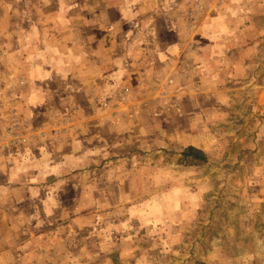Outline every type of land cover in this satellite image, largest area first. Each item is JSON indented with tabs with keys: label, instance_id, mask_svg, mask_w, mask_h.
Returning <instances> with one entry per match:
<instances>
[{
	"label": "rangeland",
	"instance_id": "rangeland-1",
	"mask_svg": "<svg viewBox=\"0 0 264 264\" xmlns=\"http://www.w3.org/2000/svg\"><path fill=\"white\" fill-rule=\"evenodd\" d=\"M35 3L0 0V21L6 27L4 34L0 31V54L15 48L18 56L31 58L37 51L49 50L52 65L58 56L51 41L29 45L27 50L26 44L10 45L5 37L11 35L10 15L14 19L16 7L25 10L19 14L25 19L26 6ZM256 17L250 29H242L246 40L255 42L248 45L241 39L240 47H250V60L245 61V54L233 67H225L235 71L222 78L224 91L220 86L222 92H213L215 83L211 90H203L199 75L193 77V86L173 84L174 92L168 76L148 78L158 81L152 86L139 85V78L130 77L131 85L118 86V80L112 91L97 98L98 111L112 115L111 125L97 126L91 133V155L84 157V165L81 156L80 163L67 160L69 167L81 168L63 178L83 186L81 204L77 205L75 198L80 196L74 189L56 195L62 198L60 210H65V219L58 223L68 236L60 242L64 252L58 255L65 256L66 263L264 264V12ZM48 31L52 30L44 33ZM1 62L0 92L20 79L29 82L23 69L13 76L9 58ZM185 72L178 73L176 80H187ZM61 80L54 84L58 90L49 91V98L42 99L44 92H29V88L10 94L13 100L35 95L37 105L30 108L29 116L40 125L45 111L49 117L66 102L76 108L82 96L62 90ZM10 94L5 92L6 100ZM47 101L49 106L43 111L41 103ZM108 105L113 108L106 110ZM15 108L0 110V133L4 131L1 117L13 120L17 112L30 121L26 110ZM22 129L25 125L19 128L24 134ZM80 141L87 149V139ZM189 147L202 151L205 162L183 156ZM26 148L17 147L11 153L22 155ZM74 153L80 155V151ZM73 244L81 245L79 253H74ZM53 253L32 256H43L47 264H54L57 256Z\"/></svg>",
	"mask_w": 264,
	"mask_h": 264
},
{
	"label": "crops",
	"instance_id": "crops-1",
	"mask_svg": "<svg viewBox=\"0 0 264 264\" xmlns=\"http://www.w3.org/2000/svg\"><path fill=\"white\" fill-rule=\"evenodd\" d=\"M28 1L36 3L26 6L25 19L19 15L25 11L22 7L12 9L15 16L12 19L10 15L11 35L5 36L6 39L10 45L26 44L27 50L29 45H48L51 41L58 57L50 65L49 50L37 51L38 59L35 54L31 58L18 56L15 48L0 54V62L11 60L13 76L18 69H23L29 78V82L20 79L1 87L4 91L0 92V110L13 105L15 109L26 110L30 119L26 121L14 112L13 120L19 127L25 125L22 131L27 143L23 146L6 145L3 132L0 133V264H47L43 256L35 258L32 254L52 251L57 256L54 264H68L65 256L58 255L64 252L60 242L68 236L64 225L58 223L65 219V210H60L62 198L56 195L68 188L74 189L80 196L75 198L77 205L81 204L83 186L76 181L66 183L63 178L81 168L76 164L69 167L67 160L80 163L81 156L83 163L84 157L91 155L89 149L97 126L111 125L112 115L108 116L105 110L98 111L97 98L112 91L118 80L121 81L118 86L131 85L130 77L139 78V85L152 86L158 81L155 84L148 78L168 76L172 84L170 91L174 92L175 84L189 82L193 86V77L199 75L203 90H211L215 83L218 89L213 92L224 91L222 78L235 71H226L225 67H233L245 54V61L250 60L247 54L250 47H240L241 39L244 37L248 45L255 42L246 40L242 29H250L259 11L264 12V5L261 6L264 0H201L200 10L191 9L190 0ZM23 21L24 30L18 32ZM0 23L4 34L5 24ZM46 30L52 33L45 34ZM183 62H189L184 65L187 67L182 66ZM183 71L188 81L179 82L176 77ZM60 80L62 90L82 96L76 108L66 102L49 117L45 111L40 125L32 123L29 116L30 108L37 105L35 95L13 100L10 94L29 88V92H44L42 99L49 98V91L58 90L54 84ZM24 82L27 84L22 88ZM5 92L10 94L7 100ZM48 101L41 103L43 111L48 108ZM112 108L108 105L106 110ZM1 119L3 130L9 120ZM77 131L79 136H73L68 142ZM81 138L87 139V149H83ZM17 147L27 148L22 155H12ZM75 151H80V155L76 156ZM73 214L76 219V212ZM49 237V241L54 238L57 241L48 243ZM72 237L75 242L76 231ZM73 248L74 253H79L81 245L73 244Z\"/></svg>",
	"mask_w": 264,
	"mask_h": 264
},
{
	"label": "built area",
	"instance_id": "built-area-1",
	"mask_svg": "<svg viewBox=\"0 0 264 264\" xmlns=\"http://www.w3.org/2000/svg\"><path fill=\"white\" fill-rule=\"evenodd\" d=\"M191 9H201V0H190ZM191 12L189 13V19L191 20ZM19 124L15 120H9V125L3 131V139H5L6 145H24L27 143L25 134L19 131Z\"/></svg>",
	"mask_w": 264,
	"mask_h": 264
},
{
	"label": "trees",
	"instance_id": "trees-1",
	"mask_svg": "<svg viewBox=\"0 0 264 264\" xmlns=\"http://www.w3.org/2000/svg\"><path fill=\"white\" fill-rule=\"evenodd\" d=\"M183 156H185V157L191 156V157L196 158L198 161H201V162H205V159H206L205 155L202 151L197 150L193 147L187 148V150H185L183 152Z\"/></svg>",
	"mask_w": 264,
	"mask_h": 264
}]
</instances>
